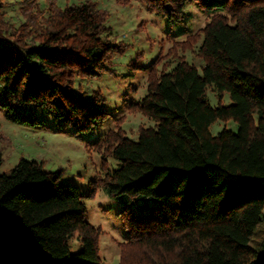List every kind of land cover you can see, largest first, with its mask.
Wrapping results in <instances>:
<instances>
[{
	"label": "trees",
	"instance_id": "obj_1",
	"mask_svg": "<svg viewBox=\"0 0 264 264\" xmlns=\"http://www.w3.org/2000/svg\"><path fill=\"white\" fill-rule=\"evenodd\" d=\"M141 1L173 25L186 24L191 2L207 14L192 38L201 39V66L186 55L161 70L162 56L152 62L145 95L123 99L152 123L138 127L137 139L120 121L95 139L103 161L119 163L90 180L88 193L24 157L0 174V264H103V230L85 204L100 187L127 204L155 202L148 212L119 214L128 238L118 264H251L260 256L250 240L264 219V0ZM13 6L18 21L6 15ZM109 17L94 0H0L4 118L33 128L47 127L50 115L73 135L113 120L104 93L74 89L79 78L112 71L123 49ZM218 120L234 121L236 131L212 135ZM74 237L83 245L76 253Z\"/></svg>",
	"mask_w": 264,
	"mask_h": 264
},
{
	"label": "rangeland",
	"instance_id": "obj_2",
	"mask_svg": "<svg viewBox=\"0 0 264 264\" xmlns=\"http://www.w3.org/2000/svg\"><path fill=\"white\" fill-rule=\"evenodd\" d=\"M71 1L85 0H59V3L64 5ZM94 1L99 8L109 11L107 23L113 30L111 38L120 43L123 49L111 61L112 71H105L95 79L79 78L74 89L76 92L83 90L89 94L100 90L107 97V107L115 117L90 133L73 135L70 129L58 128L50 115L45 116L47 127L16 125L4 118L5 112L0 107V137L3 139L0 138V151L4 158L0 174L8 173L24 157L42 162L47 170H60L61 182L76 185L79 192L88 193L90 180L103 176L107 169L117 168L119 163L112 157L104 162L101 154L92 148L95 139L117 125L118 121V126L123 127L131 138L137 139L138 127L152 123L138 110L128 108L123 100H138L145 95L152 62L162 56L157 66L161 70L173 58L186 55L189 62L201 66L202 61L196 58L201 39L192 38L206 24L207 14L195 2L186 6V24L173 25L164 16L150 11L141 0ZM17 13V6H13L7 9L6 15L18 21L20 16ZM208 96L212 104L218 103L214 91L209 90ZM224 96L223 103H231L229 95ZM223 128L236 131L237 126L232 120H218L211 127L212 135ZM103 189L98 188L95 197L85 200L86 217L103 230L99 241L103 264H118V244L128 238L123 218L119 214L126 208L131 213L148 212L155 202L141 197L136 203L127 204L112 198ZM68 243L73 253L83 248L78 237L72 238ZM250 244L255 249H262L260 256L251 264H264V219L252 235Z\"/></svg>",
	"mask_w": 264,
	"mask_h": 264
}]
</instances>
